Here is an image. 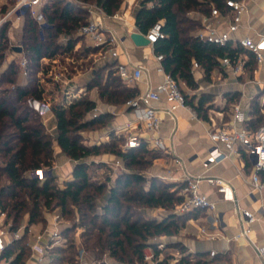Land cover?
Listing matches in <instances>:
<instances>
[{
	"label": "trees",
	"instance_id": "16d2710c",
	"mask_svg": "<svg viewBox=\"0 0 264 264\" xmlns=\"http://www.w3.org/2000/svg\"><path fill=\"white\" fill-rule=\"evenodd\" d=\"M124 0H44L41 10L42 23L28 12L24 13L21 28V54L27 61L25 80H18L19 61L11 60L0 73V83L12 85L0 89V210L10 222V230L25 223L29 226L45 228L46 214L57 212L70 221L72 208L78 213L77 221L62 230L67 237V246H52L47 250L44 264H76L77 244L74 240L76 228L80 229L79 243L91 252L97 264H109L111 259L118 264H142L143 249L150 245L157 258L156 264H207L204 254L192 256L181 243L171 242L157 248L154 239L160 236L173 237L177 234L194 209L176 213L184 201L179 193L181 185L166 183L159 177H147L145 172L153 159L161 155L159 150L141 143L125 151L119 147L124 139L112 132L107 142L86 145L80 141L76 131L87 127L107 126L108 112H101L89 119L84 116L92 111L95 102L88 94L95 88L98 97L106 104L120 106L138 94V88L129 84L117 74L115 62H105L93 70L85 84V92L69 102L53 103L50 111L56 119V135L52 138L44 127L41 114L29 103V99L42 100V88L38 86L37 73L41 72L44 58L105 50L102 46H87L80 52H72L80 39L77 30L87 22L84 4L94 3L107 15L117 12ZM225 0H139L135 11V28L146 34L159 19L164 20L161 28L164 36L153 43L155 54L162 55L160 64L180 86L185 95V103L194 110L197 117L209 120L208 110L212 108V97L201 93L197 98L185 92L181 84L191 89L197 85L191 73L193 62H197L205 73L227 56L234 62L240 48L201 41L195 37L199 22L187 13L192 11L207 13L211 6L225 9ZM14 0H0V14L6 12ZM9 23L0 28V62L7 48ZM59 36L64 42L57 41ZM254 58L249 55L245 66L254 67ZM51 63V62H50ZM251 118L246 129L256 130L264 122V114L258 103L250 104ZM75 161L72 177L59 185L53 175L43 181L29 177L26 172L42 166H51L53 144ZM102 153L112 154L121 162V169L111 179L113 166L104 162L85 161L87 157ZM107 171L103 180L97 179L92 171L98 168ZM105 197L99 206L97 199ZM160 207L166 214L159 220L143 213L146 208ZM70 219V220H69ZM30 235L27 232L11 241L3 252L8 264H25L30 257ZM176 250L179 259L171 263Z\"/></svg>",
	"mask_w": 264,
	"mask_h": 264
},
{
	"label": "crops",
	"instance_id": "0c3cea01",
	"mask_svg": "<svg viewBox=\"0 0 264 264\" xmlns=\"http://www.w3.org/2000/svg\"><path fill=\"white\" fill-rule=\"evenodd\" d=\"M138 3L139 0H124L117 11L118 14L120 12L118 19L111 17L103 19L106 33L114 35L117 39V56H109L107 52L100 49L88 54L99 52L105 62H115L116 67L118 65L132 67L135 64H141L144 68L143 77L139 81L126 80L129 84L137 86L139 92L147 86H155L161 81L162 74L157 71L159 63L155 58L153 45L137 46L129 38L130 32L137 31L134 20ZM245 3L247 6L246 12L241 17L238 29L230 35L231 46L240 48L237 59L243 60L242 68L239 70L235 69L237 65L236 60L229 67L222 66L219 60L218 64L206 74L200 65L194 67L192 64L191 73L197 87L191 89L181 84V86L185 87V91L187 90L186 93L190 96H195V98L201 93L211 95L212 103H216L219 109L214 110L211 108L208 110L209 120H202L197 117L189 105L177 106L169 114L162 112V121L158 131L155 134H149L135 120V114L130 107L126 105L115 106L106 104L100 100L95 88L89 90V93H91L90 98L95 102V107L92 110L98 109L97 114L101 112H108L110 114V121L105 129V134L99 136L100 141H104L112 132L119 138L124 139L125 135L130 131L136 132L139 137L146 140L153 135L165 139L166 150H159L161 155L153 159L145 172L147 177H159L166 183L178 186L182 183L184 184L186 177L195 174L202 173L218 176L231 185L237 206L239 208H247L254 213L256 220L250 224V232L247 238L240 237L234 240L233 236L240 231L241 227L239 215L235 210V203L224 199L223 195L218 193L214 186L205 181L200 182V191L210 200L216 202L215 210L213 212L203 209L197 210L195 214L186 218L184 225L179 228L175 236L156 237L154 242L161 241L164 245L171 242L181 243L186 252L192 256L204 254L208 261L207 264H264V217L260 210V202L261 198L264 199V192L262 196L255 193L252 201L247 197L252 192L250 181L251 162L249 157L245 154L239 156L233 155L230 158L221 160L208 170H204L201 166V161L206 156L207 150L211 145L208 138L210 130L218 127L246 129V122L251 118L249 110L253 100L258 103L259 111L264 114V45L262 48L263 59L257 61L248 49L238 44V40L244 37L257 39L258 35L264 36V0H245ZM209 12L192 11L190 13L198 20L200 26L201 16L209 14ZM221 12H227V9H222ZM87 17H89L88 14ZM22 21L18 22V27L22 25ZM228 22L229 14H220L218 17L212 19V24L220 30L224 29ZM13 29L9 25V30ZM77 45L78 42L75 43V47ZM115 45V43L107 45V48ZM90 47L94 46L90 44ZM13 48L17 54L21 55V49L18 51V47L13 46ZM249 55H252L255 60L254 67L251 70L245 66ZM56 61L60 62V65L64 68V72L62 73L63 79L60 82H53L52 80L48 83L47 79L50 76H46L47 79L45 80L42 75L39 76L37 74L38 86L42 88V99L48 100L51 104L55 102L60 103L64 99L69 102L71 98L83 94L86 91L85 84L90 80L93 73V70H87L86 72L78 71L74 65L76 63L79 64L78 58L74 56L70 58L68 54L48 59L44 58L42 60L43 64L54 63ZM9 62L10 59L5 61L0 68V73L7 67ZM235 104H239L244 116L241 122L233 121L232 119L233 106ZM154 105L159 108L167 107L164 100L154 102ZM210 112H214L215 116L211 115ZM41 119L46 131L55 136L56 119L54 115L45 112L41 114ZM127 124H129L128 128L126 127ZM54 150L56 151L55 156L60 157V161L54 163L55 170L58 167V172H65L66 175L71 174L74 165L70 164L62 156L56 143L54 144ZM101 159H105L111 166L114 164L116 166V162L118 161V158L112 154L100 157ZM175 159L180 160L179 165L176 164ZM176 211L177 209H175ZM143 213L148 217L159 220L166 214V211L163 208L156 207L146 208L143 210ZM45 216L47 221L45 227L49 229L51 228L52 215L46 214ZM23 226H25V223ZM201 226H205L206 232L216 235V238H208L206 233L200 231ZM27 228H29V231L25 232L30 235L29 242H33L35 234L40 229L36 226H29ZM256 247L262 249L263 253L258 254ZM223 249H225L224 252H222ZM210 250L215 251L213 256L210 255ZM172 256L171 263L179 259V253L172 254ZM25 264L36 263L33 258L29 257ZM112 264L118 263L113 262Z\"/></svg>",
	"mask_w": 264,
	"mask_h": 264
},
{
	"label": "built area",
	"instance_id": "2783aa9c",
	"mask_svg": "<svg viewBox=\"0 0 264 264\" xmlns=\"http://www.w3.org/2000/svg\"><path fill=\"white\" fill-rule=\"evenodd\" d=\"M44 0H14L13 4L3 14H0V28L3 24L9 23L12 28H18V22L23 20L25 12H28L36 21L42 23L44 15L41 10ZM224 6L227 12H221L216 6H211L209 14H203L200 18V26L195 31V37L201 41L214 43L224 46L230 41V35L238 29L241 17L246 12L247 6L245 0H225ZM88 14L87 22L80 26L77 30L78 34L84 35L88 38L92 46H102L104 44L110 45L115 43V46L108 47L104 50L109 56H117L116 47L117 39L112 34H107L103 25L105 17L118 19L120 16L118 12L112 15L105 14L100 7L94 3L84 4ZM220 14H229V22L224 29H218L212 24V19L218 17ZM163 19L157 20L145 35L149 43H153L164 36L162 33ZM238 44L246 49L254 56L255 60L260 61L263 59L262 48L264 45V36L258 35L257 39L251 37H244L238 40ZM158 61L157 71L161 72L162 79L155 86H147L144 90L139 91L136 96L126 101V106L130 107L134 114L135 120L141 124L143 129L149 134H155L158 131L159 125L162 121L161 113H170L171 110L177 106H187L185 103V95L181 91L180 86L176 80L166 73L160 61L162 55L155 54ZM236 70L242 68L243 60L236 59ZM222 66H231L232 61L229 57L224 56L220 59ZM21 74L27 75V61L22 58L19 61ZM193 66L197 67L198 63L193 62ZM53 82H60L62 73L53 72L49 70ZM117 74L127 81H139L144 75V68L141 64H135L132 67L126 65L117 66ZM164 100L167 107L159 108L154 105V102ZM30 105L43 114L50 110L51 102L48 100L29 99ZM261 109V108H260ZM233 121H243L244 116L240 110L239 104L233 106ZM94 113L93 116H96ZM129 124L126 125L128 128ZM208 138L211 142L206 156L201 161V166L204 170L218 164L221 160L230 158L233 155L239 156L245 154L249 157L251 162L250 181L252 185V192L247 195L250 201L253 200L255 193L262 196L264 192V122L254 131H249L245 128H214L208 132ZM143 141L148 148L155 150H166L165 139L160 136H151L150 138L143 139L139 135L130 131L125 135L124 142L120 146L121 150L125 151L129 148L138 146ZM176 164H180L179 159H175ZM119 165L118 161L116 166ZM51 168L46 170L43 167L35 168L28 172V176L43 181L48 175L51 174ZM201 181L214 186L216 191L223 195L224 199H228L235 203V210L239 215L240 231L233 236L234 240L240 237L247 238L250 232V224L256 220L254 213L247 208H239L234 198L231 185L224 179L218 176L207 174H195L188 176L184 179V184L179 193L183 195L184 201L177 208L176 212L184 213L194 209H203L208 212H213L216 208V202L210 200L199 189ZM260 210L264 217V199L261 198ZM68 225L63 223L62 218L58 214L52 215L51 228L45 227L35 234L33 242H29L31 250L30 258L35 260L36 264H44L47 256L48 248L52 246H67V237L62 233V230ZM25 231H29L26 226H20L15 230H10V222L6 221L5 213L0 210V264H8L11 257L6 258L2 254L7 245L13 241L21 238ZM200 231L206 233L208 238H216V235L207 233L206 227L201 226ZM80 229L76 228L74 240L77 244L76 264H97L96 260L87 258V251L80 246L79 243ZM223 238V237H222ZM225 239V238H224ZM227 240V239H226ZM226 242V241H225ZM163 242H156L157 248H162ZM258 254L263 251L256 247ZM225 249L222 250L224 252ZM210 255L215 254L214 250H210ZM143 264H156L157 258L150 245L143 249L142 256Z\"/></svg>",
	"mask_w": 264,
	"mask_h": 264
},
{
	"label": "rangeland",
	"instance_id": "374dc122",
	"mask_svg": "<svg viewBox=\"0 0 264 264\" xmlns=\"http://www.w3.org/2000/svg\"><path fill=\"white\" fill-rule=\"evenodd\" d=\"M119 14H120V12H119ZM187 14L189 16H193L192 13H187ZM21 26L22 25H20V27H18L16 29L14 28L13 30H9V28H8L7 34L10 37H8L7 48H6L5 52H4L2 60L0 62V68L5 63V61H7L9 59H10V61L13 60V59H16V60L19 61V60H21L23 58L22 54L19 55L13 50L14 49L13 46L14 47H20V49H22L21 48L22 47V45H21ZM197 29H198V27H197ZM77 34H78V32H77ZM77 36H79L80 39L77 41L78 45H77V47H75L77 49L72 51L73 53L77 52V51L80 52L85 47L90 46V42H89L87 37H85L84 35H80V34H78ZM57 41L60 42V43L64 42V37L63 36H59ZM68 55H69L70 58L73 57L72 54H68ZM77 58H78L79 64L76 63L74 65L78 69V71H82V72H86L87 70H94L95 68H97V66L102 65V64L105 63L104 58L102 56H100L99 52H96L95 54H86V53L84 54V53H82V54L78 55ZM42 64H43V62H42ZM49 69L50 70L53 69V72H60V73L64 72V68L60 65V62H58V61H56L54 63L51 62V63H49L47 65H43V67L40 68L41 72H38L37 74H39V76L42 75L43 79L45 78V80L47 79L46 76H50L49 79H47L48 83H50V81H52V76H53V75L50 74ZM70 69L73 71V69L71 67H70ZM20 73H21V69H19L18 80H20V81L25 80V77H23ZM44 81H42V82H44ZM8 86L12 87V85L5 84L3 82L0 83V89L8 87ZM184 89H185V87H184ZM185 92H187V90ZM88 94L90 95L91 93L88 92ZM212 109H214V110L215 109H219V107L216 105V103H213L212 104ZM97 112H98V109L97 110H92V111L88 112L84 116L83 119L84 120L85 119H89V118L93 117L94 113H97ZM48 113L49 114H53L50 110L47 111V114ZM210 114L215 116L214 112L213 113L210 112ZM215 124H216V122H215ZM106 127L107 126H104V125L101 128L100 127L93 128V127L89 126L87 128H84V129H81L79 131H76V134H78V136L80 138V141L83 144H86V145L99 144V143L107 142L108 140H110L109 136L104 141H100V138H99V136L105 134ZM51 137L53 138L54 135L51 134ZM122 143L123 142L121 141L120 144H119V147L122 145ZM54 144H53L54 159H53L52 165L51 166H42V167L45 168L46 170L51 168L52 171H51L50 175H53L55 177L56 181L58 182V184L62 185L64 180L70 179L72 177V173L71 174L69 173V175L68 174L66 175L65 172H61L60 173V172H58V170H59L58 167H57L58 170L57 169L55 170L54 163L56 161H60V157L58 158L57 156H55L56 155V151L54 150ZM106 155H108V153H102V154L97 155V156H90V157H87L85 159V161L90 162L92 160V158H93V160H95V162H104V163H106V166H108L109 163H107V161H105V159H101L100 160V157H104ZM62 156L65 159H67V161H69L70 164H73V165L75 164V161L70 159V158H68L65 154L62 153ZM118 163H119V165H117V166H114L115 164L113 165V169L111 170V173H110L111 174V179H113L114 178V174H116L118 172V170L121 169V162H120L119 159H118ZM26 174L28 175V172H26ZM92 174L94 175L95 178L103 180L104 177H105V174H107V171H106V169H104L102 167V168H98V169H95L94 171H92ZM104 201H105V197H103V196L97 199V204H98L97 210L98 211L100 210L99 206ZM50 214L54 215V214H58V213L57 212H53V213H50ZM70 219H69L70 221H67L65 219H62V220H63V223L66 224V225H70L71 221H77L78 213H77L75 208H72V214L70 216ZM20 226H23V223ZM38 228H39V226H38ZM168 252L172 253V254H178V251H176V250H169ZM87 258L95 260L94 255L91 252H87ZM110 260L111 259H107L109 264H112L113 262H115L113 260L112 261H110Z\"/></svg>",
	"mask_w": 264,
	"mask_h": 264
},
{
	"label": "water",
	"instance_id": "95a60500",
	"mask_svg": "<svg viewBox=\"0 0 264 264\" xmlns=\"http://www.w3.org/2000/svg\"><path fill=\"white\" fill-rule=\"evenodd\" d=\"M129 38L137 46H144L150 44L145 35L139 31L130 32ZM17 50L19 51L20 48L18 47Z\"/></svg>",
	"mask_w": 264,
	"mask_h": 264
}]
</instances>
